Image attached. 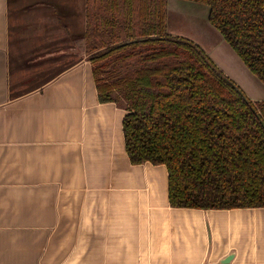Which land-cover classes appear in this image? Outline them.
Listing matches in <instances>:
<instances>
[{
  "label": "crops",
  "instance_id": "crops-1",
  "mask_svg": "<svg viewBox=\"0 0 264 264\" xmlns=\"http://www.w3.org/2000/svg\"><path fill=\"white\" fill-rule=\"evenodd\" d=\"M19 1L0 0V264H264V207H172L166 167L129 162L126 110L98 102L82 53L42 87L10 97Z\"/></svg>",
  "mask_w": 264,
  "mask_h": 264
},
{
  "label": "trees",
  "instance_id": "trees-1",
  "mask_svg": "<svg viewBox=\"0 0 264 264\" xmlns=\"http://www.w3.org/2000/svg\"><path fill=\"white\" fill-rule=\"evenodd\" d=\"M185 1L207 5V22L264 84V0ZM166 16L167 0H85L79 50L98 102L126 110L127 158L166 167L172 207H264V99L251 102L199 46L168 34Z\"/></svg>",
  "mask_w": 264,
  "mask_h": 264
},
{
  "label": "rangeland",
  "instance_id": "rangeland-1",
  "mask_svg": "<svg viewBox=\"0 0 264 264\" xmlns=\"http://www.w3.org/2000/svg\"><path fill=\"white\" fill-rule=\"evenodd\" d=\"M31 1L20 0L19 5L26 6L25 10L11 20L12 26L18 23L20 28L15 31L16 27H13L10 32L12 44L9 43V53L13 58L9 66V82L14 93L23 92L42 78L75 63L81 55L80 39L74 45L69 26L75 12L79 11V0H40L39 9L28 7ZM207 8L203 3L167 0V33L199 46L214 66L236 84L251 102L264 99V84L245 68L219 32L207 22ZM47 12L53 16L46 15ZM76 14V31L82 33L85 21L82 18L79 27L80 19ZM72 46L78 50L70 48ZM58 50L62 51V56L57 55ZM43 59L45 61L42 62ZM33 76L37 78L30 84Z\"/></svg>",
  "mask_w": 264,
  "mask_h": 264
},
{
  "label": "water",
  "instance_id": "water-1",
  "mask_svg": "<svg viewBox=\"0 0 264 264\" xmlns=\"http://www.w3.org/2000/svg\"><path fill=\"white\" fill-rule=\"evenodd\" d=\"M59 52H57V54H58ZM60 53H62V51H60ZM263 125V124H262ZM264 126V125H263ZM224 262H226V261H224Z\"/></svg>",
  "mask_w": 264,
  "mask_h": 264
}]
</instances>
